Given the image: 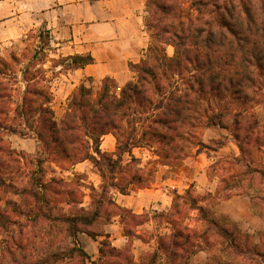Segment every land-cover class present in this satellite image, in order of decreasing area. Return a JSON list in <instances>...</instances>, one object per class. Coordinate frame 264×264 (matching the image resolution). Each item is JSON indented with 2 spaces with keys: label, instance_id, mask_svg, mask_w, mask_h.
I'll return each mask as SVG.
<instances>
[{
  "label": "trees",
  "instance_id": "1",
  "mask_svg": "<svg viewBox=\"0 0 264 264\" xmlns=\"http://www.w3.org/2000/svg\"><path fill=\"white\" fill-rule=\"evenodd\" d=\"M145 9L149 44L140 62L129 64L134 79L119 90L110 78L96 92L80 84L58 121L42 63L31 58L20 67L14 55L0 57V264H133L129 245L119 250L103 241L99 258L91 260L73 242L78 232L94 238L113 214L125 220L127 235L131 225L144 221L108 196L111 189L126 194L129 185L141 186L152 178L153 169L139 168L134 157L122 162L133 148L150 149L163 164L175 165L190 148L195 155L221 148L222 140L210 146L198 137L201 129L218 128L230 130L241 153L243 145H251L264 154V123L252 113L255 106H264V0H147ZM167 46L173 48L172 56ZM64 62L63 70H72L93 59L73 56ZM10 134L35 139L38 152L46 155L23 182H18L23 177L19 154L5 139ZM107 134L116 140L115 157L99 149ZM85 160L101 178L100 191L87 187V210L75 205L83 196L79 175L70 182L46 179L40 167L43 161L63 168ZM234 195H247L264 221V166L246 165L222 176L215 202ZM203 199L191 188L174 195L171 212L161 215L171 234L158 236L157 251L141 264L160 259L189 264L198 250L213 252L219 264H264V231L253 243L249 234L219 221L201 204ZM58 201L72 204V212L63 214ZM191 213L194 226L186 221Z\"/></svg>",
  "mask_w": 264,
  "mask_h": 264
},
{
  "label": "crops",
  "instance_id": "2",
  "mask_svg": "<svg viewBox=\"0 0 264 264\" xmlns=\"http://www.w3.org/2000/svg\"><path fill=\"white\" fill-rule=\"evenodd\" d=\"M146 2L147 0H0V57L7 60L9 54L18 55L31 44L36 47L41 43V37H46L61 57L90 56L93 59L92 64L83 68L63 70L57 77L51 79L53 96L51 109L55 120L58 121L65 112L68 98L80 84L95 92L105 78L112 79L117 89L134 79L129 64L139 63L149 44V36L144 26ZM166 52L172 56L173 48L167 46ZM16 97H19L18 93ZM5 139L19 154L20 161L23 160L22 156H29L35 161V168L31 171L38 169L39 158L46 157L42 152H38V143L35 139L21 138L14 134L7 135ZM218 140L224 141V144L217 151H206L208 155L201 152L193 159H183L175 165L163 164L159 156L147 148H133L131 153H124L123 163L129 162L132 156L139 161V168L153 169V176L147 184L129 185L126 194L111 189L108 196L119 208L135 216H144V221L131 225L132 232L127 235L125 220L121 215L113 214L109 223L102 226L94 238L78 232L73 242L91 260L99 258V249L103 241L119 250L129 245L132 263L141 264L147 255L157 251V237L171 234V226L161 218V215L171 212L174 195H182L185 190L191 188L195 196L204 198L201 204L208 207L219 221L240 233L249 234L252 242L258 244L264 231V221L251 209V201L247 195H234L224 201L215 202L218 178L209 177L207 168L216 163L219 155H233L238 159L245 155L241 153L229 129H203L201 142L210 145ZM99 149L101 153L112 155L115 153L116 140L112 134L101 138ZM255 153L263 157L261 166H253L258 170L264 166V154L258 151ZM43 164H49L54 168L50 170V175L44 171ZM87 164L89 169H95L89 160L68 168L43 161L40 167L46 179L56 177L64 182H70L75 175H79L74 174L78 167ZM247 164L252 167L251 162ZM55 169L63 175L69 174L71 178L57 177ZM93 174L100 179L99 185L98 187L96 184H94L96 187L86 185L81 178L83 196L84 190L90 193L89 187L100 191L101 178L96 169ZM14 200L19 202L18 197ZM78 201L75 204L77 209L89 208L90 198L88 206ZM57 206L63 214L72 212V204L58 201ZM190 216L192 223L189 225L194 226L195 216L193 213ZM69 242H72L71 238ZM163 261L160 259L157 264H163ZM189 264L219 263L209 252L198 250L189 259Z\"/></svg>",
  "mask_w": 264,
  "mask_h": 264
},
{
  "label": "rangeland",
  "instance_id": "3",
  "mask_svg": "<svg viewBox=\"0 0 264 264\" xmlns=\"http://www.w3.org/2000/svg\"><path fill=\"white\" fill-rule=\"evenodd\" d=\"M31 45L25 47L23 49V51L18 53V55H16L15 53H12V54H9V56H7V57L9 58L10 55H14L15 58H18L19 63H20V67L26 65L31 60V58H37L42 63L41 68L46 71V77H48L50 79L57 77L59 72L63 71L64 63H66V62H64V60L66 58L58 55L56 50L49 44L46 37L41 39V43L38 44V46L33 47ZM252 113L254 114V118L257 119L259 123L264 122V106L263 105L255 106L252 110ZM198 132H199L198 137L202 141L203 129L199 130ZM210 146H213V144L211 143ZM243 148H244V154H245L244 157L236 159L233 155H219L216 159L217 161H216L215 167L213 169H211L210 167L207 168V173L211 178H213V177L218 178L217 185H218L219 180L222 176H226V178H228L231 174H235L237 172L243 171L246 167L247 162H251L252 167L249 165L251 168L261 166V162L263 160V157L259 153L256 154L255 153L256 150L251 145L246 146V147L243 145ZM195 150H196L195 148L188 149L187 150V156L184 159H193L195 157ZM249 154H250V157H249ZM22 158H23V160H21V161L19 160V168H22V167L24 168L23 170H20L23 177L19 178L18 182H23L25 180L24 176H25V174H27L26 172H28V171L30 172L31 170H33L32 168H35V165H36L35 161L32 158H30L29 156L28 157L22 156ZM43 166L45 168L44 171H46V173L48 175L51 174L50 170H54V168L49 164H43ZM88 166H89L88 164L79 166L78 171L74 172V174L75 173L79 174L80 178H82L84 180V183L86 185L90 184V185H93L94 187H96V186L98 187V185H99L98 182L100 179L96 175L93 174V173H95V169L93 168V170H91V169H89ZM247 166H248V164H247ZM253 166H255V167H253ZM63 168H68V166L64 165ZM219 168H224V172L221 171ZM55 172H56L57 177L64 176L65 178H68V179L71 178V176L69 174L63 175V173L57 169H55ZM19 184H22V183H19ZM94 184H96V186ZM81 191H82V189H81ZM84 194H85L84 196H79V197H77V199L79 198L78 200H80L82 203H85L86 206H88V204H89V197H88L89 191L84 190ZM8 197L11 199H15V197L11 196V195H9ZM204 197L206 198V196H204ZM188 218H190V219L187 223H192V220H191L192 217L189 215ZM0 242H1V236H0ZM210 253H212V252H209V254Z\"/></svg>",
  "mask_w": 264,
  "mask_h": 264
},
{
  "label": "built area",
  "instance_id": "4",
  "mask_svg": "<svg viewBox=\"0 0 264 264\" xmlns=\"http://www.w3.org/2000/svg\"><path fill=\"white\" fill-rule=\"evenodd\" d=\"M117 90H119V89H117Z\"/></svg>",
  "mask_w": 264,
  "mask_h": 264
}]
</instances>
